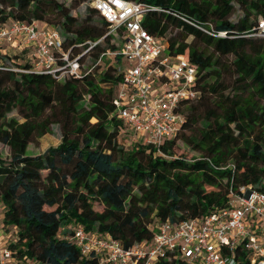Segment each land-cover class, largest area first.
Returning a JSON list of instances; mask_svg holds the SVG:
<instances>
[{
    "label": "trees",
    "instance_id": "trees-1",
    "mask_svg": "<svg viewBox=\"0 0 264 264\" xmlns=\"http://www.w3.org/2000/svg\"><path fill=\"white\" fill-rule=\"evenodd\" d=\"M89 1L67 7L57 0H0V25L36 21L59 28L73 55L103 38L81 59L85 64L92 55L93 71L78 79L0 69V144L10 149L9 160L0 157V202L4 224L16 235L8 248L18 262L100 264L68 240L76 228L129 248L151 240L158 222L206 217L226 205L232 188L264 192V38L255 35L264 0H127L153 7L143 19L152 35L167 38L178 28L180 37L167 38L169 50L199 72V95L183 103L177 135L159 148L137 140L131 149L120 138L133 133L114 109L122 58L107 66L106 57L97 66L102 54L121 50L123 33L108 35L110 24L90 7L85 18L73 14ZM236 7L241 14L233 20ZM21 56L0 58L30 68L18 62ZM15 111L20 119L9 117ZM54 125L61 143L31 155L29 146ZM178 141L199 157L177 156ZM161 264L186 262L172 254Z\"/></svg>",
    "mask_w": 264,
    "mask_h": 264
},
{
    "label": "built area",
    "instance_id": "built-area-1",
    "mask_svg": "<svg viewBox=\"0 0 264 264\" xmlns=\"http://www.w3.org/2000/svg\"><path fill=\"white\" fill-rule=\"evenodd\" d=\"M84 5L97 10L110 24L108 35L123 33L121 50L102 54L97 66L108 56L134 62L130 70L119 67L123 80L114 100L115 114L140 136L136 140L159 148L181 129L185 121L180 111L183 103L199 95L194 88L198 67L172 55L168 39L152 35L143 26L146 13L153 7L127 0H90ZM39 23L12 21L0 25V55H22L19 60L30 63L25 69L5 64L0 58V69L5 65L20 73L51 75L58 81L78 79L93 71L94 67L88 69L81 59L103 38L85 43L90 47L73 55L72 49H64L58 29L48 24L41 28ZM255 31L264 38V18H259ZM19 46L23 48L20 52L10 50ZM153 232L151 240L129 248L108 234L89 235L82 227L68 240L83 256H96L100 264H161L170 261L172 254L186 264H264V192L251 185L232 188L226 205L206 217L158 222ZM9 260H15L11 250L0 243V264Z\"/></svg>",
    "mask_w": 264,
    "mask_h": 264
},
{
    "label": "rangeland",
    "instance_id": "rangeland-1",
    "mask_svg": "<svg viewBox=\"0 0 264 264\" xmlns=\"http://www.w3.org/2000/svg\"><path fill=\"white\" fill-rule=\"evenodd\" d=\"M58 2L64 4L65 6L69 7L71 6V2L72 0H57ZM86 9L87 6L86 5H82L79 8L76 9V11H73V14H78L80 19L85 18L86 16ZM240 11H238V7H236V13L233 15L232 19L233 20H237V16H240ZM39 26L41 28H44L46 25L45 23L40 22ZM59 29V28H58ZM180 30L178 28L175 27H171L169 30V33L167 34V38H171V37H180L181 36ZM193 41V37H189L187 39V42H192ZM14 49L18 50L19 52L23 49L22 47L19 46V48H10V50H12L14 52ZM112 57L108 56L105 59V64H113L116 62V60H112ZM93 61L92 55H87L85 57V64L86 66L91 65V62ZM18 62L22 63V60L20 59ZM133 61H129L127 58L121 59V61H118L116 63L117 67H125L126 70H130L131 65H133ZM106 66V65H105ZM101 68L103 69L104 66L100 67V71ZM9 117H16L18 119H20L19 115L17 114V112H13L9 115ZM129 132H131L130 128H127ZM143 136V135H142ZM137 138L140 139L139 135H134V134H129L127 136H124V134L121 136V142L125 144L126 149H131L133 146L136 145L137 142ZM61 139H62V134H61V130L60 127L58 125H54L52 126V132L50 134H47L41 138L35 139V141L29 146L28 152L31 155H39L44 153L48 148L50 147H56L61 143ZM175 154L177 156H187L188 158L195 156V157H199V153L195 152L192 150L191 147L185 145L182 141H178L177 142V146L175 148ZM0 157L5 159V160H9L10 159V149L2 144H0ZM95 209L96 210H102L103 206L99 205V204H95ZM4 211H5V207L4 205L0 202V241H3V244H1L2 246H4L8 241L14 240L16 239V235L14 233V230H8L6 228V225L4 224ZM71 227V226H70ZM69 228V227H68ZM16 262L14 260H9L8 264H15Z\"/></svg>",
    "mask_w": 264,
    "mask_h": 264
},
{
    "label": "crops",
    "instance_id": "crops-1",
    "mask_svg": "<svg viewBox=\"0 0 264 264\" xmlns=\"http://www.w3.org/2000/svg\"><path fill=\"white\" fill-rule=\"evenodd\" d=\"M15 233V232H14ZM16 239H14V240H11V241H8L5 245H4V247H7V245L9 244V243H11V242H13V241H15ZM0 243L1 244H3V241H0ZM16 263L15 264H36V263H34V262H32V261H30V262H18V261H16V260H14Z\"/></svg>",
    "mask_w": 264,
    "mask_h": 264
}]
</instances>
